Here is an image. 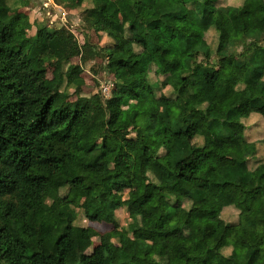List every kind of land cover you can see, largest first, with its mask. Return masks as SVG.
I'll list each match as a JSON object with an SVG mask.
<instances>
[{
	"label": "trees",
	"instance_id": "trees-1",
	"mask_svg": "<svg viewBox=\"0 0 264 264\" xmlns=\"http://www.w3.org/2000/svg\"><path fill=\"white\" fill-rule=\"evenodd\" d=\"M166 1L54 0L130 44L95 49L48 19L19 34L17 1L0 0V264H264V0ZM96 58L109 97L79 94L75 68ZM79 211L118 242L91 248Z\"/></svg>",
	"mask_w": 264,
	"mask_h": 264
},
{
	"label": "rangeland",
	"instance_id": "rangeland-1",
	"mask_svg": "<svg viewBox=\"0 0 264 264\" xmlns=\"http://www.w3.org/2000/svg\"><path fill=\"white\" fill-rule=\"evenodd\" d=\"M29 1V8L30 9H21L20 13V21L18 25V33L19 34H25L28 33L30 29V25L33 23L35 19V15H37L39 18H37V24L41 26L43 23V19H48L46 22L50 23L51 27L53 28H59L60 26L64 25L67 26L69 29L73 31L75 36L78 38L80 42H83L85 38H88L91 45L95 47V49H98L100 47H103L104 45H107L109 43H113L116 47H125L129 46V42L125 41L120 35L114 34L112 35V38L109 39L106 37V35L102 33H95L92 30H89L87 27L86 22L82 21L80 16L81 13L79 10H76V12L72 13L70 12V16L67 17V11L66 9L59 8L58 5L55 4L54 0H28ZM44 2V4H43ZM166 0H152L151 2V8L155 9L163 4H165ZM222 4L231 3L235 4L234 0H221ZM43 5L47 6L45 8ZM30 13V14H29ZM51 14V16H48V14ZM74 20H77L78 23H73ZM213 22H221V23H233L235 26L237 24L233 21L232 17L229 15H225L220 11H216L215 14L212 17ZM170 59L175 60L178 64L180 63V57L179 56H172ZM72 63H78L79 60L77 58L72 59ZM53 62H48L46 60H40L34 63L35 68H44L46 69V76L51 77L52 76V70L54 67ZM67 66L66 63H63V68L65 69ZM163 62L161 60V55L158 53L155 58V68H158L159 70L162 69ZM231 68V75L229 79L234 78V73L238 72L239 69L235 68L233 66H230ZM76 73H82L83 77V84L80 86L79 94L82 96H91L97 92H100L103 97H109L110 94V88H114V85L110 81L111 75L106 71L105 68V62L101 58H96L94 60L86 61L83 64L78 65V67L75 68ZM151 78L154 80L156 77L153 75ZM75 88L73 86L68 88V93L71 94V98H75L74 94ZM163 92L168 95L167 88L163 89ZM108 94V95H107ZM105 117V113L98 114L97 118L98 120H101ZM249 130V129H248ZM259 133L256 134L253 138H258L260 136L264 135V130L258 129ZM250 132V130L248 131ZM251 134V132H250ZM133 136V134H131ZM231 142H225V143H219L217 141H213L210 144V148L212 150H215L220 153L227 152L229 149ZM231 192L234 198V201L237 205H243L245 203V195L241 192L240 189L236 187L231 188ZM230 211H232V214H230L232 217L236 215L237 210L235 208H229ZM118 217H119V223L120 228H118V233L123 238H126L130 241V234L128 233L127 225L131 221V216L126 212L125 208H120L118 210ZM75 224L79 226L87 227L91 230L93 233L92 236V246H95L100 241L101 242H118V237H115L114 234L116 233L114 229L111 228L110 225H107L105 223H95V222H89L83 215L82 211L78 212L77 219L75 220ZM264 237V229L257 230L253 236L252 240L254 242L260 240ZM226 238L228 240L232 239V233H229L226 235ZM155 241H162V237L157 236L155 238Z\"/></svg>",
	"mask_w": 264,
	"mask_h": 264
},
{
	"label": "crops",
	"instance_id": "crops-1",
	"mask_svg": "<svg viewBox=\"0 0 264 264\" xmlns=\"http://www.w3.org/2000/svg\"><path fill=\"white\" fill-rule=\"evenodd\" d=\"M16 1H17V3H18V7H19V8H18V11H19L20 13H21V9H22V8L27 9V10L30 9V8H29V5H28V4H29V1H28V0H16ZM60 7H61V6H59V8H60ZM61 8H62V7H61ZM62 9H63V8H62ZM63 10H64V9H63ZM76 10H79V11H80L81 8L76 7L75 9H73V10L70 11V12L74 13V12H76ZM66 11H67V10H66ZM70 12H68V11L66 12V13H67V17L70 16V15H69ZM29 14H30V13H29ZM35 16H36V17H35L36 20H34V21H35L36 24H37V18H39V17H38L37 15H35ZM80 18H81L82 21L86 22L83 16H80ZM74 22H75V23H78L77 20H74L73 23H74ZM40 23H41V22H40ZM31 32H33V29H32V30L29 29L28 33H31ZM81 226H82V225H81Z\"/></svg>",
	"mask_w": 264,
	"mask_h": 264
},
{
	"label": "built area",
	"instance_id": "built-area-1",
	"mask_svg": "<svg viewBox=\"0 0 264 264\" xmlns=\"http://www.w3.org/2000/svg\"><path fill=\"white\" fill-rule=\"evenodd\" d=\"M43 4H44V2H43ZM43 6H44L45 8H47V6H45V5H43ZM48 16H51V14L49 13ZM107 95H108V94H107Z\"/></svg>",
	"mask_w": 264,
	"mask_h": 264
}]
</instances>
